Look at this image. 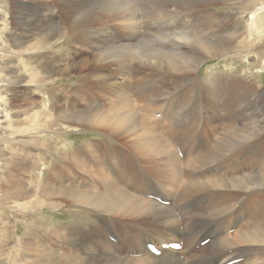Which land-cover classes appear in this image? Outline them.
Listing matches in <instances>:
<instances>
[{
    "label": "bare ground",
    "instance_id": "obj_1",
    "mask_svg": "<svg viewBox=\"0 0 264 264\" xmlns=\"http://www.w3.org/2000/svg\"><path fill=\"white\" fill-rule=\"evenodd\" d=\"M17 1L15 52L47 56L67 39L59 50L71 58L59 70L49 62L36 69L27 59L20 72L31 65L32 74L19 72L18 85L27 91L30 84L53 82L56 72H86L70 90L54 89L64 101L51 115L44 103L32 111L24 97L17 132L57 127V135L94 131L104 138L77 147L52 142L49 161H56L40 186L28 153L17 173L6 169L0 203L34 210L21 221L35 228L18 254L10 220L0 216V264H264V156L258 149L264 116L253 108L252 120H245L246 88L239 82L229 89L219 73L204 84L197 73L241 45L244 33L263 37L264 7L250 15L245 31L225 9L211 8L243 0ZM219 84L221 100L212 96ZM197 136L210 145L195 144ZM43 206L104 218L36 226L32 219Z\"/></svg>",
    "mask_w": 264,
    "mask_h": 264
},
{
    "label": "rangeland",
    "instance_id": "obj_2",
    "mask_svg": "<svg viewBox=\"0 0 264 264\" xmlns=\"http://www.w3.org/2000/svg\"><path fill=\"white\" fill-rule=\"evenodd\" d=\"M223 7L225 6H215L211 8H213V10L215 9L216 12H219L225 9L223 10V12L226 11L225 13H228L229 15H231L233 20L235 22L236 21L238 22V23L236 22L237 26H240L242 27V30L244 29L245 31H247L248 28L246 27L248 26L250 15L253 12L260 10L264 7V0H243L242 3L232 2L231 4L228 5V7H225V8ZM17 13H18V1L17 0L16 1L15 0H0V178L1 176L3 177L6 176V173L8 172V170L6 169H13L12 171L16 170L15 173H17L18 166L24 163L23 160H26V158H24V155L26 152L28 153V157H29L27 159L28 161L26 160L27 164H29V166L35 165L31 174L33 175V177L34 176L38 177L39 175V178H40V182L39 180L37 181L34 180L35 184L37 186H40L41 181H43V179L46 178L47 169L53 164L54 161H56V159L52 157L49 161V156L52 154V151H53V149H50V148L54 142H55L54 144L56 145L62 141L64 144H67L69 142L71 143L72 146L77 147V146L82 145L86 140H89L92 138H102V137L104 138V136L94 131L77 132V133H73L72 136L70 133L69 134L63 133V134L57 135L56 133L58 132L56 133L52 132L53 130H56L57 127H51V126H50L51 128H48V129H46L47 127H44L45 129H42L44 131H42L41 133L33 134L34 132L33 131L32 133H28L26 135V134H19V132H17L18 131L17 130L18 128L17 127L18 126L17 125L18 123L17 115L19 112L18 107L21 106V104H23L24 97L27 99V101H25L26 103L30 102V104L33 105L32 111H35V110L39 111L40 106H42V104L44 103L43 105H45L47 112H50V115H51L52 107L58 106V105L63 106V101H64L62 97H59L60 96L59 94L56 93L57 96L54 95L55 94L54 89L60 86H65L70 90L72 87H75L76 82H78V80L84 77V75L86 74V72H80L79 70L76 69L70 72L68 75H64L62 77L59 75L58 72H56L53 74V78H52L54 81L46 84L45 87H42V88L39 86L35 87L33 86V84H30L32 86H28L27 91L23 90L18 85L19 74L20 73L24 74L23 72H20L22 71L21 66L24 67V65L21 63L26 62L27 59H30L31 61L28 63L29 64L32 63V65H34V68L40 69V68H43L47 62H49L51 63L50 65H52L56 70H59L64 67H68L67 65L70 64L71 58L69 57V55L67 56V54L62 53V51L59 50V47H61L60 45L61 43H63L64 45V43L69 42V40L67 39L62 40L60 41V43L53 45L50 48L53 54H47V56L46 55L41 56L38 53L21 54V53L15 52V49L13 48V45H12L13 44L12 39H14V36L18 34L17 26H16L17 25L16 23ZM233 20H232V24H233L232 26H234L235 24ZM247 36H248L247 32L244 33L243 37H240L239 39V40L244 41L241 43V45L238 43L237 45L234 44V47H233L234 49L232 48L231 51L224 53L222 56L218 57L217 59L205 62L200 67L199 71L197 72L198 75L201 76L200 79L204 84L208 82L210 83L213 75L223 73L224 75L223 74H221V76L218 75L219 76L218 79H221L220 81L221 83L224 82L223 84L225 87H228L229 89H231L235 85L234 84L235 82H239L240 85H242V87L246 88V93L243 98L244 103L242 104V111H243V115L245 114L244 116H245L246 121L249 119L252 120L253 116L250 115V113L253 112V108L257 109L260 115H262L261 118L264 116V68H263L264 67V41H263L264 36L263 37L261 36V38L259 37V40H253L251 37H247ZM260 40H262L263 42ZM243 43H245L244 46L242 45ZM247 43H248V46L246 45ZM235 46L236 47L238 46V47L236 48ZM12 48L14 51L12 50ZM65 55L68 58H65ZM82 57H85V56H81V58ZM30 66L31 65L29 66L26 65L25 67V71L27 69V72H25L24 76H27L28 78L32 74L31 69L33 67L32 66L30 67ZM221 89H222L221 85L220 84L217 85V89L212 96L217 97L221 100L223 98V93ZM47 91L50 92V95H49V92ZM182 92L183 90L181 89V94ZM186 94H188V92H186ZM189 96H191L190 98H192V96L194 98L195 95L194 93L193 94L191 93ZM157 108H161V107L155 106L154 108H152V110H155ZM161 110L163 109L161 108ZM187 111L188 109L187 110L184 109L182 112L188 114ZM200 111L203 112V110H200ZM151 112L153 111H150V114L152 116ZM207 112L209 113V111ZM203 113H206V111H204ZM3 114H7V117H5V115ZM40 124H42V122H40ZM38 125L39 124H37V127H40ZM38 129H35V130H38ZM262 129H264V125L262 126ZM222 130H224V127L221 129H218L217 130L218 132L217 131L215 132L214 134L215 137ZM215 137L213 136V138ZM259 137L258 139L260 143H259L258 149L263 157L264 156V130H262ZM199 138L201 140L200 142L198 141ZM66 139H68V141H66ZM209 141H210L209 139H205L203 137L197 136L195 144H197L198 146L206 147L210 145L209 143H211V141L210 142ZM250 141L248 142L246 141L245 145L246 146L251 145L253 140L251 139ZM8 143H10L11 145ZM37 144H40V145H37ZM60 146L61 145H59L58 147ZM35 157L37 159H40V161L36 160ZM3 160H5L6 162ZM30 161H33L34 164L33 162H30ZM12 163H14L16 166L13 165L14 166L13 167ZM250 170H251L250 167L244 168V172H249ZM20 173L22 172L20 171ZM34 181H33V184L30 183L31 184L30 188L35 187ZM1 183L2 182H0V184ZM36 207L37 206H34V207L31 206L30 208L36 209ZM69 208L70 207L68 206H59L57 210L56 209L50 210L43 206L42 209L39 212H37V215H35V219H32V224L36 226H43L44 224H46L45 226H48L49 224L52 225V223L54 225H59V226L61 225H82V223L86 221L88 218L89 219L104 218V216L99 215V214H97L96 217H93L92 215H88V214H82V213H81L82 215H74L72 212L76 208L75 207H71L70 209ZM32 211L34 213V210ZM32 211L30 209L13 210V209H8V206L6 207V205L5 206H3L2 204L0 205V216L4 215L3 218L1 216V219L8 218V220H10V226H12L11 230H13L12 231L13 235L11 237L13 240H16L17 242V245L16 243L14 245H16L15 249H17L18 252H19V248L21 249V246H22L21 242L24 239L29 237L28 234H30L31 236L34 231L35 227H30L31 229L30 230L28 229L29 227L27 228L26 226H23L26 219L28 220L29 216L32 214ZM21 220L24 222H22ZM51 225H50V228H51ZM86 226H88V224ZM0 239L2 240L1 237ZM12 239H10V245L13 246ZM204 245H205V242H202L200 244V246H204ZM18 254H20V252ZM184 264H185V261H184Z\"/></svg>",
    "mask_w": 264,
    "mask_h": 264
}]
</instances>
